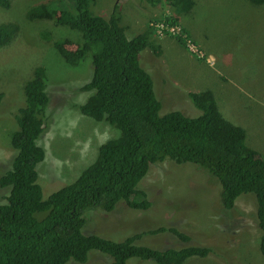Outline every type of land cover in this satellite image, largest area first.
<instances>
[{
  "label": "trees",
  "instance_id": "16d2710c",
  "mask_svg": "<svg viewBox=\"0 0 264 264\" xmlns=\"http://www.w3.org/2000/svg\"><path fill=\"white\" fill-rule=\"evenodd\" d=\"M96 1L73 0V5L66 8L40 3L26 16L29 20H53L77 32L74 39L64 35L54 38L47 29L41 36L53 41L71 66L80 65L92 53L91 79L79 87L89 96L77 106L84 115L106 121L120 133L100 146L94 163L74 182L45 197L36 168L45 158V150L37 140L45 131L50 99L47 69H34L24 85L25 105L16 115L19 128L10 133L17 154L12 168L0 175V187H10L2 197L6 202L0 203V264H68L70 260L87 264L92 250L109 254L112 264H128L132 257L156 264H184L191 256L209 255L213 251L210 245L187 244L193 238L176 226L140 227L121 240L83 232L87 210L113 211L121 201L131 208L149 209L152 201L138 183L153 163L164 160L191 162L207 171L203 170L210 174V180L221 184L220 196L226 210L235 206L241 194L253 193L264 256V156L247 145L246 128L224 116L211 89L185 93L202 112L200 115L189 116L183 110L162 114L165 101L159 98L150 70L141 61L147 48L156 56L163 52L161 44L152 38L153 28L147 26L141 33L127 35L130 25L119 12L118 3L106 17L93 11L91 5ZM164 1L169 9L155 18L168 24H180V14L189 13L196 5V0ZM11 4L12 0H0L2 8ZM143 8L149 10V6ZM182 28L189 35V30ZM19 30L20 25L14 22L0 24V48L9 44ZM175 38L185 47L182 35ZM68 40L74 48L66 46ZM3 96L0 92V103ZM165 232L186 244L158 248L138 242L143 236Z\"/></svg>",
  "mask_w": 264,
  "mask_h": 264
},
{
  "label": "rangeland",
  "instance_id": "374dc122",
  "mask_svg": "<svg viewBox=\"0 0 264 264\" xmlns=\"http://www.w3.org/2000/svg\"><path fill=\"white\" fill-rule=\"evenodd\" d=\"M157 2L162 12L169 8L164 0H97L91 7L95 13L109 17L118 3L119 12L125 15L123 19L129 20L127 35L131 36L146 27L143 25L148 10L143 6L151 8ZM40 3L61 4L66 8L74 2L12 0L9 8L0 7V24L20 25L13 40L0 48V92L4 93L0 103V175L12 168L17 154L10 133L19 128L16 115L25 105L24 85L37 66H44L50 100L45 131L37 140L45 150V158L36 168L44 196L48 197L74 182L94 163L100 146L118 136L120 131L79 110L77 105L89 96L88 92L79 91V87L91 79L92 53H88L80 65H69L55 49L53 41L42 39L41 33L47 29L54 38L64 35L74 39L77 32L53 20H29L28 10ZM179 18L181 26L189 30V35L180 33L185 43L194 42L205 56L200 61L203 57L189 51L176 38L169 44L161 43V56H156L151 48L144 50L142 64L150 70L155 91L162 102L165 101L161 113L183 110L189 116H198L202 112L186 96V88L211 89L224 116L245 127L247 145L264 156V3L196 0L193 10L181 13ZM66 46L74 48L72 40L66 41ZM211 50L219 60L216 64L209 54ZM203 170L191 162L153 163L138 183L152 201L149 209L131 208L121 201L113 211L87 210L83 232L121 240L140 227L176 226L193 238L187 244H208L213 249L205 257H189L184 264H264L256 196L243 193L231 211L226 210L220 196L221 184L210 180V174ZM9 188L0 187V203L6 202L2 197L9 193ZM138 242L158 248L186 244L170 232L146 235ZM89 259L87 264H112L113 261L109 254L98 250H92ZM127 262L156 264L137 257ZM68 264L80 263L70 260Z\"/></svg>",
  "mask_w": 264,
  "mask_h": 264
},
{
  "label": "built area",
  "instance_id": "2783aa9c",
  "mask_svg": "<svg viewBox=\"0 0 264 264\" xmlns=\"http://www.w3.org/2000/svg\"><path fill=\"white\" fill-rule=\"evenodd\" d=\"M149 25L154 29L155 34L159 37L176 36L182 32V26L179 23L168 24L164 20H152L149 22ZM191 42L192 41L185 43L187 49L199 57H204V51L202 52L199 50L194 42Z\"/></svg>",
  "mask_w": 264,
  "mask_h": 264
},
{
  "label": "crops",
  "instance_id": "0c3cea01",
  "mask_svg": "<svg viewBox=\"0 0 264 264\" xmlns=\"http://www.w3.org/2000/svg\"><path fill=\"white\" fill-rule=\"evenodd\" d=\"M160 5L158 4V3H156V4H154V6L153 7H149V10H148V12H149V14H148V12H147V16H146V18L144 19V25H143V27L146 25V27L148 26V20H152L153 18L154 19H156L155 17H159V16H161V15H163V13L164 12H162L163 10H160V7H159ZM169 8L167 7L166 8V10H165V12L168 10ZM126 21H128V23H129V20L126 18L125 19ZM145 28V27H144ZM152 38L155 40V42L156 43H164V42H166V43H170L171 42V39L172 38H174V37H171V36H165V37H161V38H158L156 35H155V33L153 32V34H152ZM165 44V43H164ZM162 45V44H161ZM166 45V44H165ZM209 54L215 59V64H216V60H217V62L219 61L218 60V58H217V56L212 52V50L211 51H209ZM162 55V54H161ZM214 64V65H215ZM209 66L210 67H214L213 65H210L209 64ZM199 89H197V90H193V88H191L190 86H188L187 88H186V92H189V91H198Z\"/></svg>",
  "mask_w": 264,
  "mask_h": 264
},
{
  "label": "clouds",
  "instance_id": "9594fccd",
  "mask_svg": "<svg viewBox=\"0 0 264 264\" xmlns=\"http://www.w3.org/2000/svg\"><path fill=\"white\" fill-rule=\"evenodd\" d=\"M152 20H158V19H152ZM152 20H148V26H150V25H149V22L152 21ZM153 31H154V29H153ZM154 33H155V32H154ZM155 35H156V34H155ZM156 36H157V35H156ZM157 37H158V38H161V37H159V36H157ZM163 37H165V36H163ZM171 37H174V38H175L176 36H171ZM190 101H191V100H190Z\"/></svg>",
  "mask_w": 264,
  "mask_h": 264
}]
</instances>
